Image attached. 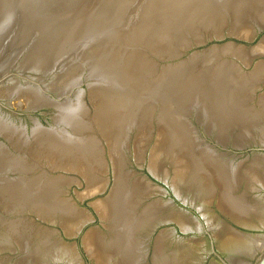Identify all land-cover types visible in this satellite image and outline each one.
I'll return each instance as SVG.
<instances>
[{"label":"water","instance_id":"95a60500","mask_svg":"<svg viewBox=\"0 0 264 264\" xmlns=\"http://www.w3.org/2000/svg\"><path fill=\"white\" fill-rule=\"evenodd\" d=\"M0 264H264V0H0Z\"/></svg>","mask_w":264,"mask_h":264}]
</instances>
